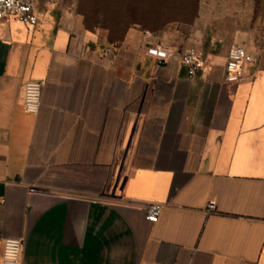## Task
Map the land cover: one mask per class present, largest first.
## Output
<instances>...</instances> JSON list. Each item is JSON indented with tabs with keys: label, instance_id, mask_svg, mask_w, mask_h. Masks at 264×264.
Here are the masks:
<instances>
[{
	"label": "crops",
	"instance_id": "obj_1",
	"mask_svg": "<svg viewBox=\"0 0 264 264\" xmlns=\"http://www.w3.org/2000/svg\"><path fill=\"white\" fill-rule=\"evenodd\" d=\"M188 1L112 41L35 3V25L0 24V251L21 239L17 264H264V5ZM230 43L255 58L237 83ZM186 50L208 69L188 75Z\"/></svg>",
	"mask_w": 264,
	"mask_h": 264
},
{
	"label": "built area",
	"instance_id": "obj_2",
	"mask_svg": "<svg viewBox=\"0 0 264 264\" xmlns=\"http://www.w3.org/2000/svg\"><path fill=\"white\" fill-rule=\"evenodd\" d=\"M8 20H16L25 25H35L37 22L34 13L33 0H0V24ZM145 56L154 60L156 64L164 62L168 58L166 51L159 45H148L143 51ZM105 56L113 54L112 47L103 50ZM179 64L183 66L188 75L196 72L206 71L209 67L199 52L194 50L183 51L177 58ZM255 58L237 44L230 43L226 49L224 63V77L228 83H237L243 73L245 66L252 65ZM42 83L39 81H27L22 86V107L26 113L36 114L40 106ZM33 191V190H31ZM144 210V220L155 223L161 210V205L157 203H146L142 205ZM216 209L215 202L208 200L204 208V213L209 214ZM22 248L21 239H5L2 242L0 251V264H17Z\"/></svg>",
	"mask_w": 264,
	"mask_h": 264
},
{
	"label": "rangeland",
	"instance_id": "obj_3",
	"mask_svg": "<svg viewBox=\"0 0 264 264\" xmlns=\"http://www.w3.org/2000/svg\"><path fill=\"white\" fill-rule=\"evenodd\" d=\"M38 12H51L54 21L77 17L86 29L109 26L117 33L140 21L146 28H155L171 18L173 9H192L191 1L160 0L159 17L148 16L153 0H34ZM176 4V5H175ZM259 6L264 0H256ZM102 29V28H101Z\"/></svg>",
	"mask_w": 264,
	"mask_h": 264
},
{
	"label": "trees",
	"instance_id": "obj_4",
	"mask_svg": "<svg viewBox=\"0 0 264 264\" xmlns=\"http://www.w3.org/2000/svg\"><path fill=\"white\" fill-rule=\"evenodd\" d=\"M160 0H153V3H152V5H151V8H150V12L148 13V16L149 17H154V18H158L159 17V10H160ZM131 24H137V25H139V26H141V27H145L144 25H143V23H141L140 21H138V22H131ZM161 24L162 23H160L158 26H156L155 28H158V27H160L161 26ZM100 28H102V29H105L106 31H107V35H108V39L110 40V41H112V40H117L120 36H121V34L123 33V31L125 30H123L121 33H117L116 32V30H113L111 27H109V26H101Z\"/></svg>",
	"mask_w": 264,
	"mask_h": 264
}]
</instances>
